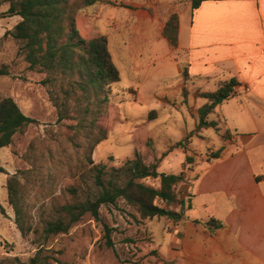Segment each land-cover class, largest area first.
Listing matches in <instances>:
<instances>
[{
    "label": "crops",
    "instance_id": "0c3cea01",
    "mask_svg": "<svg viewBox=\"0 0 264 264\" xmlns=\"http://www.w3.org/2000/svg\"><path fill=\"white\" fill-rule=\"evenodd\" d=\"M117 1L125 3L127 20L116 35L108 34L109 46L113 59L116 52L117 58L128 62L133 79L130 91L135 94L132 102L142 109L134 110L124 102L117 107L114 121L142 120L156 135L164 124L156 107L173 118V105L182 101L195 124L184 130V139L196 129L199 110L209 102L201 93L214 92L220 81L234 78L238 83L235 95L208 115V120L218 121L213 128L219 142L210 151L220 150L219 156L195 152L193 138L204 139L207 128L191 138L193 161L188 175L194 178L187 192L192 208L188 218L170 219L165 250L157 249L158 263L264 264V0H202L197 8L192 7V0L179 13L175 46L163 34L167 20L159 23L156 15L137 14V0ZM184 13L189 16L185 21ZM152 38L161 48L150 49L146 62L141 60L145 51L140 46ZM169 64L180 74L176 81L168 78ZM157 65L161 80H171L162 89L156 85L143 90L146 79L153 76L151 67ZM226 130L230 135L224 138ZM97 148L93 159L102 162ZM151 150L158 157L157 149ZM137 152L144 155L149 146ZM211 217L223 226L211 230L202 223Z\"/></svg>",
    "mask_w": 264,
    "mask_h": 264
},
{
    "label": "rangeland",
    "instance_id": "374dc122",
    "mask_svg": "<svg viewBox=\"0 0 264 264\" xmlns=\"http://www.w3.org/2000/svg\"><path fill=\"white\" fill-rule=\"evenodd\" d=\"M108 1L98 0L78 13L76 27L83 37L118 33L119 26L127 20V10L123 6L125 3ZM190 2L192 0H137V14L145 12L156 15L161 23L173 14L179 16ZM7 7L6 3L0 4V68L4 67L8 71L0 74V99L12 97L24 113L37 122L28 125L24 132H17L10 145L0 148V166L6 170V173L0 172V202L5 209V213L0 210V258L18 256L23 261H28L39 248L46 247L58 259L54 264H159L157 256L160 254L157 249L161 247L163 252L165 250L164 234L171 220L165 216L142 218L123 199L118 200L115 205H103L99 221L86 214L68 233L52 236L48 241L41 236L40 230L22 236L15 222V209L8 197L7 179L10 176H17L21 201L29 210L34 226L39 229L46 220L56 215V209L75 200L70 188L77 187L80 194L93 190L92 175L95 171L88 161L87 139L82 133H75L73 125L77 120L58 121L54 97L58 96L59 86L45 83L46 73L30 68L25 59L23 43L6 34L21 19L20 16H3ZM188 17V13L185 14L184 21ZM128 24L126 23V28ZM157 43L152 38L141 44L140 48L145 51L141 60L147 62L149 50L161 48ZM114 59L122 73L121 80L110 87L111 104L106 121L108 128L113 124L114 128L112 127L108 139L98 145L97 151L103 161L94 160L95 163H103L111 171L112 167H120L127 159L133 158L137 150L149 146V152L142 155L146 162L156 158L151 150L155 147L158 157L168 151L160 162L159 171L180 172L184 168L186 151L177 143L183 140L184 130L195 125L185 103L177 101L173 105L176 108L173 118L168 111L158 110L159 107H156L160 113L159 122L164 123L154 131L156 135H151V126L142 123V120L127 123L114 121L113 117H117L119 112L117 107H122V103L128 102L134 110L140 108L137 102H132L135 101V94L130 91L133 79L129 74L128 62L117 58L116 52ZM158 67H151L153 76L146 79L143 90L156 85L162 89L171 79L176 81L179 78L180 74L172 64L170 73L168 71V78L171 79L162 81ZM216 88L213 90L216 91ZM205 135L204 139L193 138L195 152L200 150L212 157V153L217 151H210V148L214 149V144H218V134L215 128L210 127ZM31 146L32 154L29 157ZM189 153L192 154L193 150ZM35 155L39 159L37 165L33 166ZM108 176L109 174L106 177ZM193 178L191 174L188 175L186 182L178 186L180 197L186 198L189 195L187 191ZM144 181L155 186L160 184L159 179L150 177ZM161 204L172 208L169 202ZM105 226L111 229L112 246L107 244Z\"/></svg>",
    "mask_w": 264,
    "mask_h": 264
},
{
    "label": "trees",
    "instance_id": "16d2710c",
    "mask_svg": "<svg viewBox=\"0 0 264 264\" xmlns=\"http://www.w3.org/2000/svg\"><path fill=\"white\" fill-rule=\"evenodd\" d=\"M98 0H0L8 5L3 16H20L18 23L6 34L21 41L22 51L30 68L46 73L45 83L59 86L58 96L54 97L58 109V121L76 119L75 133H82L87 139L88 161L95 171L93 190L80 194L77 187L70 188L75 200L67 202L56 209V215L46 220L41 228H36L27 207L22 203L19 181L16 175L7 179L8 197L15 209V222L22 236L31 232H41L45 241L50 237L68 233L86 214L99 221L100 209L105 204H117L123 199L133 206L142 218L168 217L174 221L188 218L187 212L192 208L191 197H180L178 186L188 178L189 165L193 161L190 155L191 138L202 128L218 127V121L208 120V115L223 101L236 93L238 84L232 78L220 81L214 92H203L201 96L209 100L199 110V122L196 129L187 133L177 143L186 151L184 169L179 173L159 171L161 157L146 162L139 152L127 159L120 167L95 163L93 153L98 144L107 138L109 128L106 119L109 116L112 84L121 80V72L116 65L106 34L83 37L76 27V17L85 7L94 5ZM202 0H193L192 7L197 8ZM108 3H113L111 0ZM179 16L173 14L166 22L163 34L170 44L177 45ZM8 73L0 68V74ZM62 97L60 98V96ZM37 120L28 116L12 97L0 99V148L12 143L17 132H24L28 125ZM219 130V129H218ZM226 130L223 137H229ZM31 152V153H30ZM32 154V146L29 150ZM220 150L212 153L218 157ZM39 157L35 155L33 166ZM0 172L6 173L0 166ZM109 174L108 177H106ZM159 179V186L150 185L146 178ZM169 202L172 208L161 203ZM179 208V209H177ZM0 210L5 209L0 202ZM201 222L200 220H196ZM214 230L223 223L214 217L203 221ZM107 244L112 246L111 229L105 226ZM52 250L41 247L37 252L23 261L18 256H4L0 264H54Z\"/></svg>",
    "mask_w": 264,
    "mask_h": 264
},
{
    "label": "built area",
    "instance_id": "2783aa9c",
    "mask_svg": "<svg viewBox=\"0 0 264 264\" xmlns=\"http://www.w3.org/2000/svg\"><path fill=\"white\" fill-rule=\"evenodd\" d=\"M236 88H237V87L235 86L234 89L236 90Z\"/></svg>",
    "mask_w": 264,
    "mask_h": 264
}]
</instances>
